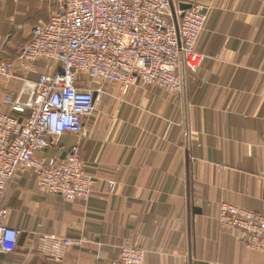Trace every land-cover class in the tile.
Listing matches in <instances>:
<instances>
[{
	"label": "crops",
	"instance_id": "obj_1",
	"mask_svg": "<svg viewBox=\"0 0 264 264\" xmlns=\"http://www.w3.org/2000/svg\"><path fill=\"white\" fill-rule=\"evenodd\" d=\"M170 2L174 18L180 5L201 6L207 17L196 45L201 68L181 65L180 94L142 83L127 93L80 83L101 89L86 133L65 134L43 157L64 158L78 145L95 180L91 196L45 195L32 171L17 173L5 199L7 224L24 235L0 264H106L125 245L145 249V264H264L263 253L219 221L224 202L264 214V0ZM56 9L57 0H0V64L15 66L14 77L0 78V113L13 112L4 103L9 93L55 73L47 60L22 68L19 55ZM53 234L84 243L50 260L37 246Z\"/></svg>",
	"mask_w": 264,
	"mask_h": 264
},
{
	"label": "built area",
	"instance_id": "obj_2",
	"mask_svg": "<svg viewBox=\"0 0 264 264\" xmlns=\"http://www.w3.org/2000/svg\"><path fill=\"white\" fill-rule=\"evenodd\" d=\"M206 21L201 6L174 18L170 0H57L49 24L34 28L32 41L19 55L22 68L47 60L56 65L55 73L26 81L19 95L9 93L4 103L13 112L0 113V254L14 253L24 235V230L7 224L5 199L17 173L32 171L45 195L69 202L91 196L95 180L85 171L78 145L64 158L43 157L65 134L86 133V120L95 112L101 89L80 83H111L124 93L142 83L180 94L181 65L197 72L205 60L196 45ZM14 72V63L0 64V78L14 77ZM115 187V181L110 182L112 191ZM219 221L237 231L249 249L264 254V214L224 202ZM83 243L53 234L40 237L37 249L47 259L62 261L67 249ZM145 260V249L125 245L119 258L106 264Z\"/></svg>",
	"mask_w": 264,
	"mask_h": 264
},
{
	"label": "water",
	"instance_id": "obj_3",
	"mask_svg": "<svg viewBox=\"0 0 264 264\" xmlns=\"http://www.w3.org/2000/svg\"><path fill=\"white\" fill-rule=\"evenodd\" d=\"M180 9L182 12H185V11L192 9V6L191 5H180Z\"/></svg>",
	"mask_w": 264,
	"mask_h": 264
}]
</instances>
